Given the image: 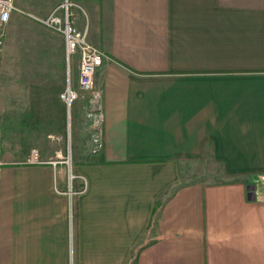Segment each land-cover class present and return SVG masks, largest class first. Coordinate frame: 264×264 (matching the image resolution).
Returning <instances> with one entry per match:
<instances>
[{
  "label": "crops",
  "instance_id": "0c3cea01",
  "mask_svg": "<svg viewBox=\"0 0 264 264\" xmlns=\"http://www.w3.org/2000/svg\"><path fill=\"white\" fill-rule=\"evenodd\" d=\"M73 3L104 53L73 194L64 165L7 160L0 264H264V0Z\"/></svg>",
  "mask_w": 264,
  "mask_h": 264
},
{
  "label": "rangeland",
  "instance_id": "374dc122",
  "mask_svg": "<svg viewBox=\"0 0 264 264\" xmlns=\"http://www.w3.org/2000/svg\"><path fill=\"white\" fill-rule=\"evenodd\" d=\"M60 1L14 0L0 62V131L6 160H25L36 149L39 158L55 160L67 172L61 160L73 161L74 144L81 142L76 134L87 106L79 94L68 121L58 98L63 87L59 35L32 16L46 15ZM73 72L71 80L77 75Z\"/></svg>",
  "mask_w": 264,
  "mask_h": 264
},
{
  "label": "built area",
  "instance_id": "2783aa9c",
  "mask_svg": "<svg viewBox=\"0 0 264 264\" xmlns=\"http://www.w3.org/2000/svg\"><path fill=\"white\" fill-rule=\"evenodd\" d=\"M71 0H62L59 6H55L45 16H34L45 26L57 30L62 33L64 38V50L67 59L76 56L78 61L76 86L70 79L69 72L66 83L60 90L58 96L65 107V113L68 121H70L72 105L80 94V91H90L93 89L94 73L96 67L102 62L104 53L95 45H93L86 36L85 29H78L74 21V13ZM14 9V0H0V62L3 53L6 37V26ZM99 91L95 90V103H99ZM96 132H100L101 123L98 120L95 124ZM68 126L71 123L68 122ZM36 149H32L28 160L30 162H40L36 157ZM67 166V178L69 182L68 193L73 194L71 183L75 176L73 172V163L69 157L61 160ZM55 165V160H50ZM8 161L2 156L1 152V133H0V168L6 165ZM256 192L264 193V184L255 187Z\"/></svg>",
  "mask_w": 264,
  "mask_h": 264
},
{
  "label": "trees",
  "instance_id": "16d2710c",
  "mask_svg": "<svg viewBox=\"0 0 264 264\" xmlns=\"http://www.w3.org/2000/svg\"><path fill=\"white\" fill-rule=\"evenodd\" d=\"M71 1H73V2H77L78 0H71ZM72 69H71V67H70V70H69V76H70V78H71V75H72ZM58 98H59V96H58ZM60 99V98H59ZM63 104V103H62Z\"/></svg>",
  "mask_w": 264,
  "mask_h": 264
}]
</instances>
